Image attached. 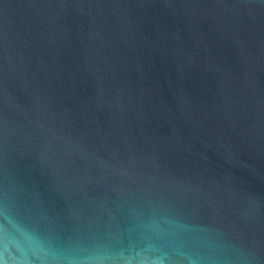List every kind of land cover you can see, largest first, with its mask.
Masks as SVG:
<instances>
[{"label":"water","instance_id":"95a60500","mask_svg":"<svg viewBox=\"0 0 264 264\" xmlns=\"http://www.w3.org/2000/svg\"><path fill=\"white\" fill-rule=\"evenodd\" d=\"M0 264H264V0H0Z\"/></svg>","mask_w":264,"mask_h":264}]
</instances>
